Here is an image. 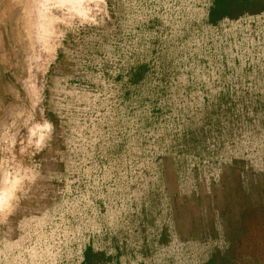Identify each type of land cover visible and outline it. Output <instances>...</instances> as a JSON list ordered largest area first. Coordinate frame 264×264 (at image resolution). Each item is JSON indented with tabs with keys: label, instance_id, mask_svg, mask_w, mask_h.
Listing matches in <instances>:
<instances>
[{
	"label": "rangeland",
	"instance_id": "374dc122",
	"mask_svg": "<svg viewBox=\"0 0 264 264\" xmlns=\"http://www.w3.org/2000/svg\"><path fill=\"white\" fill-rule=\"evenodd\" d=\"M263 3L0 0V264H264Z\"/></svg>",
	"mask_w": 264,
	"mask_h": 264
},
{
	"label": "crops",
	"instance_id": "0c3cea01",
	"mask_svg": "<svg viewBox=\"0 0 264 264\" xmlns=\"http://www.w3.org/2000/svg\"><path fill=\"white\" fill-rule=\"evenodd\" d=\"M257 4L259 5V3H257ZM260 8H261V11L256 13V17L261 19L264 22V3L262 4V7H260ZM254 259H255V261L258 260V258L256 256ZM256 263H257V261H256Z\"/></svg>",
	"mask_w": 264,
	"mask_h": 264
}]
</instances>
